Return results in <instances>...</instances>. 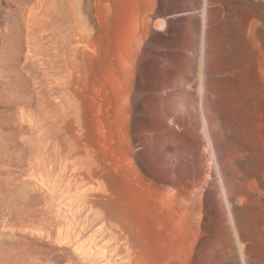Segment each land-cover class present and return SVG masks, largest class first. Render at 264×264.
Returning <instances> with one entry per match:
<instances>
[{"label": "rangeland", "instance_id": "374dc122", "mask_svg": "<svg viewBox=\"0 0 264 264\" xmlns=\"http://www.w3.org/2000/svg\"><path fill=\"white\" fill-rule=\"evenodd\" d=\"M213 1L0 0V264H264V0Z\"/></svg>", "mask_w": 264, "mask_h": 264}, {"label": "crops", "instance_id": "0c3cea01", "mask_svg": "<svg viewBox=\"0 0 264 264\" xmlns=\"http://www.w3.org/2000/svg\"><path fill=\"white\" fill-rule=\"evenodd\" d=\"M131 2L133 7L125 9L122 15V19L127 22L126 26L129 25L128 22H133L136 18L143 20L145 17H152L153 25L156 23V28L160 30L159 26L166 29L172 19L188 16L196 20V23L191 26L195 29L197 37L199 33L202 35L205 33L213 19V10L210 8L213 0H144L142 6H138L136 0ZM117 13L122 12L118 9Z\"/></svg>", "mask_w": 264, "mask_h": 264}, {"label": "bare ground", "instance_id": "6f19581e", "mask_svg": "<svg viewBox=\"0 0 264 264\" xmlns=\"http://www.w3.org/2000/svg\"><path fill=\"white\" fill-rule=\"evenodd\" d=\"M162 24H163V23H162ZM159 27H160V28H159L160 30H162V29H163V26H159ZM209 146H210V145H209ZM209 149H210V147H209ZM211 156H212V155H211ZM213 163H214V162H213Z\"/></svg>", "mask_w": 264, "mask_h": 264}]
</instances>
